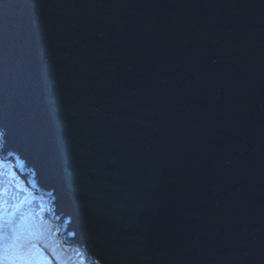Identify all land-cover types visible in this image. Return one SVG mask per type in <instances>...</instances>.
<instances>
[{
  "label": "water",
  "instance_id": "1",
  "mask_svg": "<svg viewBox=\"0 0 264 264\" xmlns=\"http://www.w3.org/2000/svg\"><path fill=\"white\" fill-rule=\"evenodd\" d=\"M0 129L95 264H264V0H0Z\"/></svg>",
  "mask_w": 264,
  "mask_h": 264
},
{
  "label": "rangeland",
  "instance_id": "2",
  "mask_svg": "<svg viewBox=\"0 0 264 264\" xmlns=\"http://www.w3.org/2000/svg\"><path fill=\"white\" fill-rule=\"evenodd\" d=\"M15 171L12 167V161L9 159H0V178L3 179L5 187V200L7 201V203L3 206V218L6 220L8 217L12 216L11 205H14L18 200L25 198H27L28 203L25 205L24 211L26 213H35V216L32 219L21 222L19 219L20 214L17 213L16 218L12 221L9 227L4 229V238L0 241V247L8 249L9 259L12 258V253L15 252V249L10 248L13 243H16L15 236L20 235L22 239L18 243L25 244L23 237L27 235L29 228L33 226V224H37L38 221L44 217V215H42V211L47 208L43 196L33 193L28 187L22 185L21 180ZM18 184L22 186L19 187ZM14 228L15 232L13 231ZM43 243L45 242L43 241ZM50 248L51 247L43 249V255L49 259L52 257V254L49 251ZM29 251L30 249L25 246V255ZM28 258L30 259L31 257ZM54 261H56V259H54Z\"/></svg>",
  "mask_w": 264,
  "mask_h": 264
},
{
  "label": "snow or ice",
  "instance_id": "3",
  "mask_svg": "<svg viewBox=\"0 0 264 264\" xmlns=\"http://www.w3.org/2000/svg\"><path fill=\"white\" fill-rule=\"evenodd\" d=\"M7 203L5 200V187L3 179L0 178V241L3 240L4 229L9 227L12 221L16 218V214L19 213V219L21 222H25L28 219H32L35 213L25 212V205L28 203L27 198L18 200L12 207V216L6 220L3 218V206ZM39 225L35 229L29 228L26 236L23 237L25 244H19L18 242L22 239L20 235L15 236L16 243H13L10 248L15 249L12 253V258L9 259L8 249L0 247V264H52V259L43 255V249L48 248V245L43 243L42 234L39 231ZM15 232V228L13 229ZM39 242V243H37ZM25 246L30 249L25 255ZM49 251L52 254V258H56L55 247L50 248ZM28 257H31L30 259ZM56 264H70L68 261L56 260Z\"/></svg>",
  "mask_w": 264,
  "mask_h": 264
},
{
  "label": "bare ground",
  "instance_id": "4",
  "mask_svg": "<svg viewBox=\"0 0 264 264\" xmlns=\"http://www.w3.org/2000/svg\"><path fill=\"white\" fill-rule=\"evenodd\" d=\"M46 199L47 197L44 196V200ZM37 225L40 226L39 231L45 244L51 248L55 247L56 260L68 261L70 264H95L76 243H65L60 239L59 226L55 221H50L47 215L41 218L37 224H33L31 228L35 229ZM52 264H56L54 259H52Z\"/></svg>",
  "mask_w": 264,
  "mask_h": 264
}]
</instances>
